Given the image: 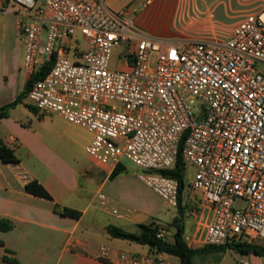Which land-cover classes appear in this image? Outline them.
Listing matches in <instances>:
<instances>
[{
	"label": "built area",
	"instance_id": "2783aa9c",
	"mask_svg": "<svg viewBox=\"0 0 264 264\" xmlns=\"http://www.w3.org/2000/svg\"><path fill=\"white\" fill-rule=\"evenodd\" d=\"M13 6L28 18L20 23L26 74L52 63L28 91L30 105L85 128L96 164L142 170L140 180L175 208L179 182L163 173L175 167L184 140V163L195 170L190 188L212 213L202 243H264V10L213 44L146 35L127 9L105 0H0L1 13ZM77 30L89 39L84 52L71 49ZM121 46H132L127 68L111 70ZM94 205L117 218L134 215L102 192ZM157 236L168 241L165 228ZM110 250L101 246V257ZM119 262L175 264L155 251L121 253Z\"/></svg>",
	"mask_w": 264,
	"mask_h": 264
},
{
	"label": "crops",
	"instance_id": "0c3cea01",
	"mask_svg": "<svg viewBox=\"0 0 264 264\" xmlns=\"http://www.w3.org/2000/svg\"><path fill=\"white\" fill-rule=\"evenodd\" d=\"M105 2L114 11L127 9L135 26L146 35L167 41L213 44L225 43L249 16L264 10V0ZM20 11L18 6H13L7 14L0 12V108L14 103L25 92L30 78L24 70L26 43L20 33V23L26 18L19 15ZM84 133L90 134L59 115L39 111L26 98L0 120V138L18 159L17 163H6L0 158V217L13 224L10 231L0 230L3 243L0 264H15L11 260L17 264H122L121 253L154 252L148 246L112 238L107 233L109 225L137 232L140 225L158 224L135 211L131 219H125L127 222H115L105 217L104 213L110 212L95 207L96 194L104 193L107 184L112 186L107 197L113 204L119 190L133 196L136 193L125 173L112 179V170L96 163L90 167L82 161V150H86L91 140V136L85 137L81 144ZM40 188L51 199L39 196ZM202 201L200 192L189 189L185 193V239L195 249L205 246L202 239L212 218ZM56 206L76 210L81 215L63 216L55 211ZM149 215L152 218L154 214L149 212ZM171 222L166 224L169 226ZM158 226L166 229L168 242H173L175 230ZM103 245L111 249L106 257L100 255ZM168 258L180 264L179 258L169 255ZM192 264H264V255L241 253L227 247L197 255Z\"/></svg>",
	"mask_w": 264,
	"mask_h": 264
},
{
	"label": "trees",
	"instance_id": "16d2710c",
	"mask_svg": "<svg viewBox=\"0 0 264 264\" xmlns=\"http://www.w3.org/2000/svg\"><path fill=\"white\" fill-rule=\"evenodd\" d=\"M52 68V63L45 64L42 69L34 73L26 84L25 92L20 94L16 101L10 105L0 108V120L9 116V112L17 104L21 103L24 98H26L28 91L31 89L32 85L39 79L46 76L50 69ZM31 109H34L31 107ZM184 140L181 143L180 152L177 158L176 165L173 169L164 172V175L171 176L178 180L180 185L179 190V204L177 208V216L172 220L168 228L174 229V241L168 242L158 238L159 226L153 223L148 225H140L137 232H131L115 225H109L106 230L107 233L116 239L127 240L130 242L138 243L144 246H148L151 251L158 253H164L169 256H174L179 258L180 264H192L193 258L200 254L211 253L213 251L224 250L227 247L239 251L241 253H255L257 255H264V247L258 244H249L246 242H228L222 246L215 245H205L200 249L192 248L187 240L185 239V215L187 213V207L184 203V189H185V172L186 165L182 156ZM0 158L6 163H17L18 159L12 149H10L4 141L0 138ZM127 168L123 165H119L112 172L110 178L114 179L117 176L126 173ZM29 190H32L31 186H28ZM39 196L51 199L50 195L43 189L40 188ZM55 211L63 216L79 218L81 213L69 208L60 209L58 206L55 207ZM13 229V224L2 217H0V230L7 232ZM0 245H3L0 242ZM151 246V247H150ZM8 260V259H6ZM11 262L17 264L15 260Z\"/></svg>",
	"mask_w": 264,
	"mask_h": 264
},
{
	"label": "rangeland",
	"instance_id": "374dc122",
	"mask_svg": "<svg viewBox=\"0 0 264 264\" xmlns=\"http://www.w3.org/2000/svg\"><path fill=\"white\" fill-rule=\"evenodd\" d=\"M134 2V0H131ZM142 0H136V4L141 2ZM21 11L19 15H24V10L20 8ZM25 22L28 21V18L24 20ZM227 26V25H226ZM226 26L224 28H226ZM73 42L71 44V49L74 47H78V51L84 52L88 48L89 39L82 35L79 30L75 32L73 36ZM76 42V43H75ZM132 46H121L117 47L112 51L111 58L109 61V68L111 70H121L127 68L129 58V52ZM69 60L76 61V56L72 53L66 56ZM196 104L200 107L201 103L198 101ZM24 109V108H23ZM19 113V112H18ZM20 114V113H19ZM21 115V114H20ZM83 139L81 138V144H84L85 137H90V134L84 133L82 135ZM82 161L90 166L95 167V162L89 157L86 150H82ZM142 172V170H137L134 166L128 164L127 165V172L125 173L127 176V182L131 184L133 190L135 191V195H128L126 193H122L119 190L118 194L114 195V207L118 209H131L135 211L137 214H141L143 217H147L149 219H154L158 225H166L171 222L173 215L177 213V208L170 206L165 200H163L158 194H156L152 189L147 187V185L140 180L138 175ZM195 170L191 166L186 168L185 172V189H184V196L185 193L190 189V184L194 179ZM95 189V188H94ZM112 189L110 184H107L105 189H103L104 194L107 196L109 191ZM95 191V190H94ZM193 191V190H192ZM108 192V193H107ZM111 192V191H110ZM93 193V192H92ZM240 203H237L239 206ZM100 211V210H99ZM149 212H153L154 215L151 218ZM104 213V212H103ZM105 217H109L110 220L115 222H127L125 219H118L116 216L111 214L104 213ZM264 246V243L262 244Z\"/></svg>",
	"mask_w": 264,
	"mask_h": 264
},
{
	"label": "water",
	"instance_id": "95a60500",
	"mask_svg": "<svg viewBox=\"0 0 264 264\" xmlns=\"http://www.w3.org/2000/svg\"><path fill=\"white\" fill-rule=\"evenodd\" d=\"M201 119H202V116H200V117H199L198 121L200 122V121H201ZM150 247H151V246H150Z\"/></svg>",
	"mask_w": 264,
	"mask_h": 264
}]
</instances>
